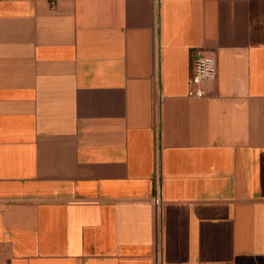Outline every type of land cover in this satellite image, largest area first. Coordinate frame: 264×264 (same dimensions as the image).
<instances>
[{
  "label": "crops",
  "instance_id": "crops-1",
  "mask_svg": "<svg viewBox=\"0 0 264 264\" xmlns=\"http://www.w3.org/2000/svg\"><path fill=\"white\" fill-rule=\"evenodd\" d=\"M0 264H264V0H0Z\"/></svg>",
  "mask_w": 264,
  "mask_h": 264
},
{
  "label": "built area",
  "instance_id": "built-area-1",
  "mask_svg": "<svg viewBox=\"0 0 264 264\" xmlns=\"http://www.w3.org/2000/svg\"><path fill=\"white\" fill-rule=\"evenodd\" d=\"M217 61L212 53L198 52L192 58L191 76L189 80L190 88L188 97L200 99L205 96V88L215 83L217 79ZM161 201V190L157 187V195L154 202Z\"/></svg>",
  "mask_w": 264,
  "mask_h": 264
}]
</instances>
